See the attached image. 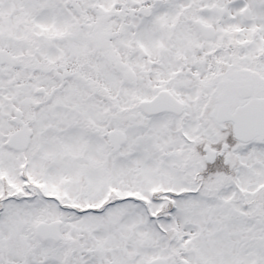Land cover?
<instances>
[{"label":"snow or ice","instance_id":"snow-or-ice-1","mask_svg":"<svg viewBox=\"0 0 264 264\" xmlns=\"http://www.w3.org/2000/svg\"><path fill=\"white\" fill-rule=\"evenodd\" d=\"M0 264H264V0H0Z\"/></svg>","mask_w":264,"mask_h":264}]
</instances>
